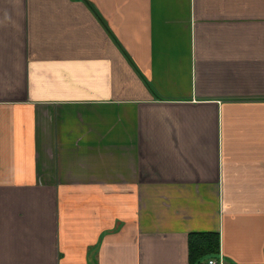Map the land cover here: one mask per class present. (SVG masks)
Segmentation results:
<instances>
[{
    "label": "crops",
    "instance_id": "0c3cea01",
    "mask_svg": "<svg viewBox=\"0 0 264 264\" xmlns=\"http://www.w3.org/2000/svg\"><path fill=\"white\" fill-rule=\"evenodd\" d=\"M192 232L264 264V0H0V264H190Z\"/></svg>",
    "mask_w": 264,
    "mask_h": 264
},
{
    "label": "trees",
    "instance_id": "16d2710c",
    "mask_svg": "<svg viewBox=\"0 0 264 264\" xmlns=\"http://www.w3.org/2000/svg\"><path fill=\"white\" fill-rule=\"evenodd\" d=\"M188 244L190 264H204L220 253V235L215 232H192Z\"/></svg>",
    "mask_w": 264,
    "mask_h": 264
},
{
    "label": "built area",
    "instance_id": "2783aa9c",
    "mask_svg": "<svg viewBox=\"0 0 264 264\" xmlns=\"http://www.w3.org/2000/svg\"><path fill=\"white\" fill-rule=\"evenodd\" d=\"M209 264H224V262L222 260H220L219 262L216 260H210Z\"/></svg>",
    "mask_w": 264,
    "mask_h": 264
}]
</instances>
